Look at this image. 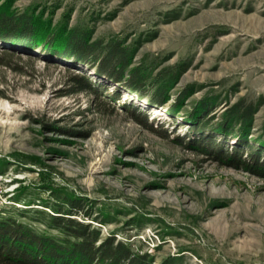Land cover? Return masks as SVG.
I'll return each mask as SVG.
<instances>
[{
	"label": "rangeland",
	"instance_id": "374dc122",
	"mask_svg": "<svg viewBox=\"0 0 264 264\" xmlns=\"http://www.w3.org/2000/svg\"><path fill=\"white\" fill-rule=\"evenodd\" d=\"M11 8L53 31L118 41L130 64L115 81L57 46L0 38V210L44 230L36 211L77 199L89 213L79 218L151 264H264V168L232 165L199 144L264 160V0H12ZM135 69L147 77L140 90L125 83ZM82 74L90 86L78 89L73 76ZM241 99L256 106L253 119L247 128L229 122L224 134L218 125Z\"/></svg>",
	"mask_w": 264,
	"mask_h": 264
},
{
	"label": "trees",
	"instance_id": "16d2710c",
	"mask_svg": "<svg viewBox=\"0 0 264 264\" xmlns=\"http://www.w3.org/2000/svg\"><path fill=\"white\" fill-rule=\"evenodd\" d=\"M11 4L12 0H7L0 6L2 40L11 44L21 43L27 48L43 44L50 48L51 45L57 46L61 53L73 54L81 61L88 62L95 67L98 74L106 75L115 81L123 80L124 71L130 64V54L120 42L115 41L107 45H103L99 40L90 42L88 32L75 27L71 28L69 33L62 27L53 31L48 20L43 24L32 12H15ZM145 74L143 70H133L126 79V85L140 90V85L147 78ZM73 77L78 89L90 86L85 74ZM157 81L159 87L153 99L155 103L162 104L165 100L166 80L160 77ZM187 93L188 91H184L183 95ZM207 105L203 103L200 110L206 109ZM255 110L256 106L252 102L245 103L241 99L225 111V118L218 128L224 134L231 133V121L247 128ZM196 120L201 118L197 117ZM241 137L243 142H246L245 130ZM199 144L204 150H218V155L229 158L232 165L240 164L250 168V163L257 168H264V160L260 162L258 154L248 161L237 150L231 153L221 150L218 143L206 138ZM44 206L52 211H36L46 218L43 221L46 228L44 230L0 210V264H151L147 253L134 250L129 243L117 240L114 235L101 237L99 227L79 218L80 214L89 215L79 200L68 199L57 206L48 203ZM49 230H55L56 233ZM159 264H174V260L166 258Z\"/></svg>",
	"mask_w": 264,
	"mask_h": 264
},
{
	"label": "built area",
	"instance_id": "2783aa9c",
	"mask_svg": "<svg viewBox=\"0 0 264 264\" xmlns=\"http://www.w3.org/2000/svg\"><path fill=\"white\" fill-rule=\"evenodd\" d=\"M5 198L0 194V205L4 204Z\"/></svg>",
	"mask_w": 264,
	"mask_h": 264
}]
</instances>
